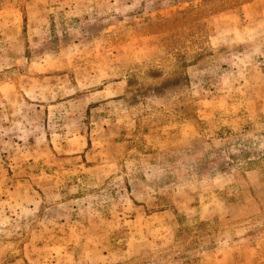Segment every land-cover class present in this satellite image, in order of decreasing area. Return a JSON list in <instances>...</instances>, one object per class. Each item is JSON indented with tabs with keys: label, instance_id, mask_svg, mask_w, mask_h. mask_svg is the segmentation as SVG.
<instances>
[{
	"label": "rangeland",
	"instance_id": "374dc122",
	"mask_svg": "<svg viewBox=\"0 0 264 264\" xmlns=\"http://www.w3.org/2000/svg\"><path fill=\"white\" fill-rule=\"evenodd\" d=\"M0 264H264V0H0Z\"/></svg>",
	"mask_w": 264,
	"mask_h": 264
}]
</instances>
